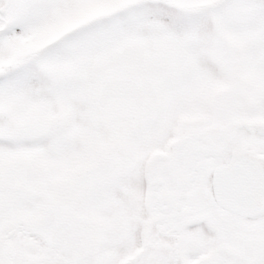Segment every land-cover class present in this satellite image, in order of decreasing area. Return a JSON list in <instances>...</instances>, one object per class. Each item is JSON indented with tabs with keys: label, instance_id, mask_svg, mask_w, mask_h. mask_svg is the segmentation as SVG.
<instances>
[{
	"label": "snow or ice",
	"instance_id": "obj_1",
	"mask_svg": "<svg viewBox=\"0 0 264 264\" xmlns=\"http://www.w3.org/2000/svg\"><path fill=\"white\" fill-rule=\"evenodd\" d=\"M0 264H264V0H0Z\"/></svg>",
	"mask_w": 264,
	"mask_h": 264
}]
</instances>
